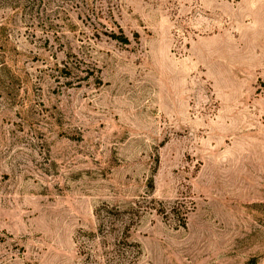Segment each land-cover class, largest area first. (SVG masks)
Instances as JSON below:
<instances>
[{
  "label": "rangeland",
  "instance_id": "obj_1",
  "mask_svg": "<svg viewBox=\"0 0 264 264\" xmlns=\"http://www.w3.org/2000/svg\"><path fill=\"white\" fill-rule=\"evenodd\" d=\"M0 264H264V0H0Z\"/></svg>",
  "mask_w": 264,
  "mask_h": 264
},
{
  "label": "trees",
  "instance_id": "obj_2",
  "mask_svg": "<svg viewBox=\"0 0 264 264\" xmlns=\"http://www.w3.org/2000/svg\"><path fill=\"white\" fill-rule=\"evenodd\" d=\"M112 37H114V39H116V40H118V41H120L122 43H125V44H127L128 41H129L128 38H126L123 35H121V36H115V35H113Z\"/></svg>",
  "mask_w": 264,
  "mask_h": 264
}]
</instances>
